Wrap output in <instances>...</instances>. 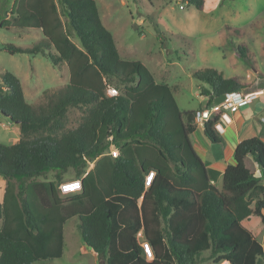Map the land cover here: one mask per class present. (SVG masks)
<instances>
[{
    "label": "trees",
    "instance_id": "1",
    "mask_svg": "<svg viewBox=\"0 0 264 264\" xmlns=\"http://www.w3.org/2000/svg\"><path fill=\"white\" fill-rule=\"evenodd\" d=\"M181 1L205 6V0ZM11 15L14 21L0 28L40 30L42 37L29 47L5 43L3 49L42 54L57 67L65 62L69 80L32 104L15 74L0 77V113L20 132L18 142L0 143V176L6 179L0 264L61 258L64 227L75 215L82 241L106 264H200L207 252L213 264H264L263 244L243 224L250 216L264 223V140L237 145L220 189L191 141L197 111L222 93L253 91L249 82L198 70L194 77L206 84L201 92L208 101L182 110L169 84L157 82L141 61L121 57L96 0H14ZM240 50L246 56L245 47ZM108 85L119 94L109 96ZM71 109L80 110L74 125ZM221 113L215 110L202 124L212 143L220 142L215 125ZM113 146L117 157L109 154ZM88 160L94 166L87 172ZM71 169L83 189L63 196L59 184ZM47 170L57 179H41Z\"/></svg>",
    "mask_w": 264,
    "mask_h": 264
},
{
    "label": "rangeland",
    "instance_id": "2",
    "mask_svg": "<svg viewBox=\"0 0 264 264\" xmlns=\"http://www.w3.org/2000/svg\"><path fill=\"white\" fill-rule=\"evenodd\" d=\"M14 0H0V24L14 21ZM103 24L115 37L124 59L139 60L151 71L157 82L169 84L182 110H196L205 96L206 84L194 72L213 68L225 77L237 76L249 82L264 101V0H205L203 10L181 0H96ZM183 5V8L181 7ZM41 39L40 30L20 31L0 28V77L9 71L22 82L26 98L38 104L48 88H58L69 80L67 64L60 67L42 54H10L5 43L29 47ZM75 42L77 38L73 37ZM241 47H245L246 56ZM112 85L116 86L114 82ZM118 88V86H116ZM252 106V104H250ZM80 117L71 109L69 125ZM20 138L19 125L0 113V143L13 144ZM75 176L73 169L61 181ZM41 179L56 180V171L47 170ZM22 178H16L20 182ZM4 179L0 176V187ZM63 195V194H62ZM64 196V195H63ZM2 199L0 193V200ZM78 216L65 224L64 253L59 259L40 260L34 264H106L93 250L84 246L77 229ZM264 246V223L260 216L246 222ZM1 226V219H0ZM200 264H213L204 253Z\"/></svg>",
    "mask_w": 264,
    "mask_h": 264
},
{
    "label": "crops",
    "instance_id": "3",
    "mask_svg": "<svg viewBox=\"0 0 264 264\" xmlns=\"http://www.w3.org/2000/svg\"><path fill=\"white\" fill-rule=\"evenodd\" d=\"M202 100L203 102L200 105H205L208 101V97L202 96ZM213 104L214 103H212V105ZM261 104L263 107L259 111L257 110L259 104L252 103V106H245L239 111L232 113L231 121L229 123H224L225 131L219 134V143L210 142L203 134V125L197 122L196 129L191 134V141L196 152L203 159L208 169V174L211 179V183L217 188L220 189L222 187L224 172L228 165L234 162V152L237 145L245 139L256 136L264 140V101L260 102V105ZM3 179V187H0V193L2 197L6 186V179L4 177ZM70 179L71 178H67L64 181ZM74 194L77 193L68 195ZM250 217L243 220V224L246 227V222L249 221ZM82 243L84 246H87L83 241ZM96 256L98 260L99 257L97 254Z\"/></svg>",
    "mask_w": 264,
    "mask_h": 264
},
{
    "label": "built area",
    "instance_id": "4",
    "mask_svg": "<svg viewBox=\"0 0 264 264\" xmlns=\"http://www.w3.org/2000/svg\"><path fill=\"white\" fill-rule=\"evenodd\" d=\"M183 8V5H181ZM107 94L109 96H115L119 94V91L116 87L112 85H108ZM225 100L220 105L213 104L210 108L199 110L196 113V122L203 124V122L207 121L211 118L213 112L217 109L221 110V116L217 121L215 128L221 134L225 131L224 123H229L231 121V114L239 111L241 108L248 106L254 102L255 99L259 97V94L256 91L243 92V91H230L225 93ZM264 119V118H263ZM113 157H117L119 154L118 149L113 146L109 152ZM87 160V159H86ZM89 161V160H88ZM90 166L87 172L94 166V161H89ZM154 175V172H151L147 176V185L150 184V181ZM59 189L61 194L68 195L73 193H79L83 189L82 178L70 179L67 181H63L59 184ZM141 235V232L138 233V236ZM143 246L146 256L151 259L153 257L152 250L148 241L144 240L141 242ZM219 264H231L228 260H224Z\"/></svg>",
    "mask_w": 264,
    "mask_h": 264
},
{
    "label": "water",
    "instance_id": "5",
    "mask_svg": "<svg viewBox=\"0 0 264 264\" xmlns=\"http://www.w3.org/2000/svg\"><path fill=\"white\" fill-rule=\"evenodd\" d=\"M225 97H226L225 93H222L215 97L213 103L215 105H220L225 100Z\"/></svg>",
    "mask_w": 264,
    "mask_h": 264
}]
</instances>
